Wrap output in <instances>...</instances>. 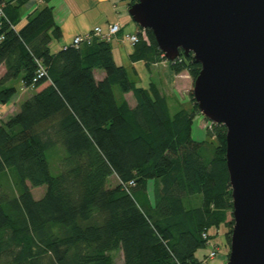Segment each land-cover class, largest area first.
Returning <instances> with one entry per match:
<instances>
[{
  "label": "trees",
  "instance_id": "trees-1",
  "mask_svg": "<svg viewBox=\"0 0 264 264\" xmlns=\"http://www.w3.org/2000/svg\"><path fill=\"white\" fill-rule=\"evenodd\" d=\"M125 1L129 8L136 0ZM25 2L0 0V103L15 96L8 83L16 78L34 91L0 121V264H114L118 249L123 264H201L195 252L221 226L228 246L226 128L203 117L192 91L190 106L172 113L155 83L142 88L128 79L110 42L53 52L62 33L52 7L33 10L17 27ZM144 33L129 57L150 68L167 59ZM168 62L192 80L200 69L191 54ZM114 84L132 93L133 107L116 100ZM198 116L211 122L201 140L192 137ZM59 149L53 174L49 160ZM8 171L13 182L3 179ZM40 185L45 192L34 199L31 188Z\"/></svg>",
  "mask_w": 264,
  "mask_h": 264
},
{
  "label": "water",
  "instance_id": "water-1",
  "mask_svg": "<svg viewBox=\"0 0 264 264\" xmlns=\"http://www.w3.org/2000/svg\"><path fill=\"white\" fill-rule=\"evenodd\" d=\"M166 59L192 55L197 108L226 128L233 226L226 264H264V0H136Z\"/></svg>",
  "mask_w": 264,
  "mask_h": 264
},
{
  "label": "crops",
  "instance_id": "crops-1",
  "mask_svg": "<svg viewBox=\"0 0 264 264\" xmlns=\"http://www.w3.org/2000/svg\"><path fill=\"white\" fill-rule=\"evenodd\" d=\"M45 5L52 7V13L55 23L61 29L62 34L58 40V49L70 43L73 39L72 37L76 34L87 32V30H90L97 26H101L103 29H105L108 23L118 22L121 25V31L109 40L110 45L112 47L113 58H115V61L116 56H119V58L122 57L125 60L127 59L132 63L133 67L136 63L139 62L144 64L143 61L133 62L131 60L129 55L133 51V46H130L127 42L123 41L122 39V34L125 33V31H127L126 33H130L138 30L137 25H135L134 28H130V30L126 29L129 20L126 19V16L128 17V15L125 14L126 10L128 11V7L125 0H26V2L22 5V13L20 17L21 20L18 23L17 27H20L22 23L25 22V17L28 13L33 12V10L35 9H42ZM121 12L123 14L122 16ZM52 44L53 41L50 45ZM153 65L157 67H168L164 60L160 62H155L150 65V67ZM4 69V64L0 65V76L3 75ZM168 72L172 74L171 76L177 75L176 73L174 74L169 67ZM93 74L95 80H100L105 75L104 71H101L99 74H97L96 70H94ZM169 82V84H171V79L169 80ZM170 99L171 101L168 99V106L171 112L173 113L176 111L175 109L178 105V100L175 97H170ZM134 104L135 103H133V105ZM129 105L133 107V105H131L130 103ZM15 106L16 105L10 106L9 104H7V102L3 105L0 103V121L5 120L9 115L14 114L18 108L15 109L16 111L11 112L8 115L7 111H10L11 108L14 109ZM202 121V118L198 116L197 123L199 127L202 126ZM147 185V196H149L150 200L152 201V193L154 186L153 182L150 180L148 181ZM213 241L214 239L212 240V243ZM219 242L220 245L217 244V242L212 244L217 246L216 249L218 251V253L215 255V258L213 259H209L208 257H206V251H202V248L198 249L195 252V257L198 258L199 261H201V264H226V253L228 250V246L226 245L225 240H219ZM123 258V251L121 249H118L113 252L114 264H123Z\"/></svg>",
  "mask_w": 264,
  "mask_h": 264
},
{
  "label": "rangeland",
  "instance_id": "rangeland-1",
  "mask_svg": "<svg viewBox=\"0 0 264 264\" xmlns=\"http://www.w3.org/2000/svg\"><path fill=\"white\" fill-rule=\"evenodd\" d=\"M125 14L128 15V17L126 16V19L129 20L128 22V26L126 27V29L130 28H134V26L136 25L135 22L132 20L130 14L127 13V10L125 12ZM122 12H121V16H122ZM127 31H125L126 33ZM58 40L59 39H55L53 40V44L50 45V49L53 52H56L58 50L59 45L58 44ZM164 62L166 63V65L170 68V64L168 62V60H164ZM174 62V61H173ZM116 64L117 65H123L124 68H126V72H127V77L130 81H134L136 83L137 86L140 87H148L150 82H153L156 84V86L160 89V91L166 95V97L171 101L170 97H175L178 100V105L176 106V109H179L180 107H184L187 108L190 106V97H189V93L192 91V84H193V80L191 78V76H189L188 72L182 71L180 73H177V75L171 76L172 74H170L168 72V67H157L155 65L151 66L150 68L146 67L143 63H136L134 65V67L132 66V63L129 60H125L122 57L119 58V56H116ZM135 68V69H134ZM171 69V68H170ZM101 71H103L102 69L100 70H96L97 74H99ZM172 71V70H171ZM171 76V77H170ZM171 79V84H169V80ZM8 85H15L17 88V91L15 93V96H13L8 102L7 104H9L10 106H15L14 109H10V111H7V115L10 114L11 112L16 111L15 109L20 107V103L24 100H26L27 97H29L30 95H32V93L34 91L30 90V89H26L23 88L20 84H19V78H16L14 80H11ZM170 85V86H169ZM112 89L114 90V95L117 101H121L122 98H124L125 100H127V102H129L131 105H133V103H135L136 101L134 100V97L132 96V93H123L119 87L114 84L112 86ZM13 103V104H12ZM3 105V104H2ZM17 109V110H18ZM175 109V110H176ZM3 113V111H2ZM16 113V112H15ZM4 117V116H2ZM203 123L202 126L199 127L198 126V118L195 119L194 122V126H193V131H192V137L195 140H199V139H203L206 136V128L209 127L210 125V121H207L206 119H202ZM61 153V149L56 150L54 153H52L51 157H52V161L51 159L49 160L50 163V170L51 173L56 174L58 172V170H55V168L58 167V161H59V156ZM54 166V168L52 167ZM5 181H14V173L12 171H8L7 175L4 176ZM108 184H115V179L114 178H109L108 180ZM32 194L34 199H39L41 198V196L44 194L45 192V185H40V187H32ZM231 216H228V218H230ZM224 226H221L220 228H218L217 233L215 234L216 236L214 237V241L213 243L217 242V244L220 245L219 240H225L226 237L224 235ZM214 232V231H213ZM208 243L206 246H204V248H202V251H206L205 256L208 257L209 259H213L214 257H209V253L211 250H216V245H212L213 244ZM218 253V251H217Z\"/></svg>",
  "mask_w": 264,
  "mask_h": 264
},
{
  "label": "built area",
  "instance_id": "built-area-1",
  "mask_svg": "<svg viewBox=\"0 0 264 264\" xmlns=\"http://www.w3.org/2000/svg\"><path fill=\"white\" fill-rule=\"evenodd\" d=\"M4 16L3 9L0 6V17ZM121 31V25L118 22H110L108 23L107 27L103 29L101 26L94 27L90 30H87V32L79 33L73 36L71 42L69 43L72 46H79L80 44L86 43L88 44L91 42L94 38H99L101 40H104L106 42H109V40L117 35ZM145 29L141 28L138 31L130 32V33H123V41L127 42L130 46H133L137 42H139V35L138 33H141L143 35V39H146V35L144 33ZM44 73L41 71L40 76ZM203 236H205V233H203ZM206 237V236H205ZM217 254L216 250H211L209 253V257H214Z\"/></svg>",
  "mask_w": 264,
  "mask_h": 264
}]
</instances>
